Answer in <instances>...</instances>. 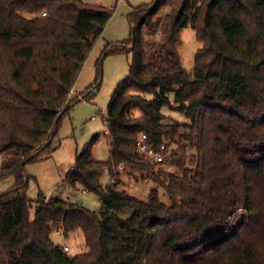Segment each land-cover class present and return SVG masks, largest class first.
Returning a JSON list of instances; mask_svg holds the SVG:
<instances>
[{
    "label": "trees",
    "instance_id": "trees-1",
    "mask_svg": "<svg viewBox=\"0 0 264 264\" xmlns=\"http://www.w3.org/2000/svg\"><path fill=\"white\" fill-rule=\"evenodd\" d=\"M113 12L87 0H0V182L15 179L0 194V264H264V0L135 8L118 50L133 61L107 108L110 158L93 159L95 138L63 182L96 194L102 210L29 199L25 166L56 151L62 118L81 102L71 92ZM185 29L203 45L192 73L179 49ZM142 134L165 146L163 163L140 158ZM106 173L114 186L102 184ZM124 173L155 185L146 201L117 189ZM54 232H82L89 252L69 257Z\"/></svg>",
    "mask_w": 264,
    "mask_h": 264
},
{
    "label": "rangeland",
    "instance_id": "rangeland-1",
    "mask_svg": "<svg viewBox=\"0 0 264 264\" xmlns=\"http://www.w3.org/2000/svg\"><path fill=\"white\" fill-rule=\"evenodd\" d=\"M89 3L104 6L114 10L103 34L97 39L81 73L78 76L72 97H78L81 102L75 104L60 123L57 137L52 147L56 151L47 158L28 163L25 166L26 177H29L28 197L36 202L40 196L50 199L60 197L80 204L92 211L99 212L103 208L100 198L96 194L86 193L78 186L71 188L63 182L74 166L76 157L82 153L96 138L92 146L93 159L106 162L110 158L112 140L107 132V108L117 89V86L128 75L133 61V54L121 51L122 46L131 39L132 30L129 15L142 5L152 4L156 0H87ZM182 43L179 47L182 63L187 73H192L197 52L202 43L197 40L191 29L181 32ZM173 100V96H171ZM163 114L180 124L188 122L181 113L171 111L169 107L162 109ZM155 165V164H151ZM160 167V168H159ZM158 169L174 172L168 165H158ZM117 189L128 194L147 200L155 188L153 183L124 173ZM104 186H114L106 173L101 180ZM15 185V179L9 177L0 182V194L7 192ZM161 201L170 205L171 201L164 190H160ZM36 215V204L31 211V219ZM53 243L62 249L68 248L67 254L71 258L89 252L85 245L82 232L65 236L62 232H54L51 236Z\"/></svg>",
    "mask_w": 264,
    "mask_h": 264
},
{
    "label": "built area",
    "instance_id": "built-area-1",
    "mask_svg": "<svg viewBox=\"0 0 264 264\" xmlns=\"http://www.w3.org/2000/svg\"><path fill=\"white\" fill-rule=\"evenodd\" d=\"M46 16V14H44ZM137 151L140 158L150 164H161L165 161V146H162L160 151L154 149L149 142L147 135L142 134L137 141ZM65 252H68V248H65Z\"/></svg>",
    "mask_w": 264,
    "mask_h": 264
}]
</instances>
